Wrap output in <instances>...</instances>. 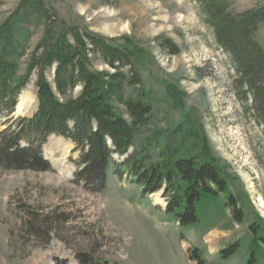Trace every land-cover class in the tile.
<instances>
[{
    "label": "rangeland",
    "instance_id": "rangeland-1",
    "mask_svg": "<svg viewBox=\"0 0 264 264\" xmlns=\"http://www.w3.org/2000/svg\"><path fill=\"white\" fill-rule=\"evenodd\" d=\"M20 1H0V23ZM227 1L232 13L264 6V0ZM48 3L68 24L131 54L140 82L130 83V67L121 66L119 70L126 74L122 98L142 99L152 111L149 124L140 129L129 151L145 149L150 162L161 161L166 147L176 158L208 160L226 180V188L218 195L203 196L197 203L198 221L181 226L166 212L165 185L145 194L143 185L132 182L127 173L117 176L111 163L104 189L91 190L76 181L80 150L71 139L51 134L42 146L50 170L0 167V264H58L60 260L79 264L77 254L83 251L101 264H197L190 257L195 248L206 264H264V208L260 203V196L264 198V132L250 110L251 100L243 101L234 90L233 62L218 44L202 2ZM43 34L42 26L36 29L24 54L17 58V80L24 77L31 52ZM256 38L264 47V20ZM167 41L173 49L166 46ZM89 55L90 69L115 71L100 54ZM54 69L46 73L50 81ZM35 80L33 73L19 94L15 117L36 112ZM81 89L57 95L63 100L74 98ZM112 103L117 115L130 122L125 104L117 98ZM6 119L0 117V132ZM124 158L113 155L116 161ZM235 209L240 210L239 216ZM30 210L50 226L48 242L25 231ZM228 247L234 251L224 255Z\"/></svg>",
    "mask_w": 264,
    "mask_h": 264
},
{
    "label": "trees",
    "instance_id": "trees-1",
    "mask_svg": "<svg viewBox=\"0 0 264 264\" xmlns=\"http://www.w3.org/2000/svg\"><path fill=\"white\" fill-rule=\"evenodd\" d=\"M200 1L218 44L233 62L234 90L243 101L251 100L250 110L264 132V47L256 38L259 24L264 20V6L232 13L227 0ZM41 26L44 34L31 52L24 77L17 80V58L24 54L30 38ZM168 43L166 46L173 49V44ZM92 52L100 54L115 71L101 73L90 69ZM121 66L130 67V83L140 82L128 51L68 24L51 9L48 0H21L0 23V117H7L6 127L0 132V167L50 170L51 163L45 158L42 146L49 135H63L80 150L77 182L83 181L94 191L103 190L107 168L113 163L117 176L127 173L132 182L143 185L145 194L157 192L165 185L166 212L181 226L192 225L198 221V201L205 195L223 192L226 180L212 162L197 157L176 158L167 147L158 162H150L145 149L129 151L140 129L149 124L152 106L142 99L123 100L126 74L119 70ZM52 67L54 79L50 81L46 73ZM33 73H36L38 108L32 116L15 117L19 94ZM79 86L82 89L77 97L60 98L59 95L65 96ZM114 98L125 104L130 122L117 115ZM114 154L125 158L116 161ZM235 211L239 216L240 210ZM24 229L36 238L50 240V226L33 210L29 211ZM232 249L225 248L222 253L232 254ZM190 257L197 264H206L197 248L190 252ZM77 259L79 264H101L85 251L79 252ZM58 264L65 262L60 260Z\"/></svg>",
    "mask_w": 264,
    "mask_h": 264
},
{
    "label": "bare ground",
    "instance_id": "bare-ground-1",
    "mask_svg": "<svg viewBox=\"0 0 264 264\" xmlns=\"http://www.w3.org/2000/svg\"><path fill=\"white\" fill-rule=\"evenodd\" d=\"M22 105H23V99L21 98V101L18 104V112H20ZM51 160H53L54 163L59 161V160L57 161V159H51ZM260 203H261V206L264 208V198L261 196H260Z\"/></svg>",
    "mask_w": 264,
    "mask_h": 264
}]
</instances>
